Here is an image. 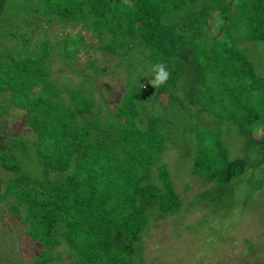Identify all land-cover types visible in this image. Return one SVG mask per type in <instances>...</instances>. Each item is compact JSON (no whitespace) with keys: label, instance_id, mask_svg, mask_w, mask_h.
Instances as JSON below:
<instances>
[{"label":"trees","instance_id":"trees-1","mask_svg":"<svg viewBox=\"0 0 264 264\" xmlns=\"http://www.w3.org/2000/svg\"><path fill=\"white\" fill-rule=\"evenodd\" d=\"M2 20L0 40L22 36L24 51L0 64V93L25 111L39 170L27 171L15 152H0V174H11L0 176V204L10 202L9 212L43 248L33 264H56L60 245L72 264H133L127 255L147 213L181 208L168 167L158 163L170 110L209 115L264 148V77L240 47L264 44V0H0ZM53 23L70 28L59 37ZM87 32L128 71L129 88L104 120L93 114L86 87L66 89V103L51 80L56 52L74 70L77 56L91 49ZM1 49L3 56L9 51ZM161 60L171 75L154 90L143 74ZM2 107L0 118L8 113ZM205 136L196 133L193 174L226 183L244 173L245 159H230L218 133ZM11 141L16 148L23 140Z\"/></svg>","mask_w":264,"mask_h":264},{"label":"rangeland","instance_id":"rangeland-1","mask_svg":"<svg viewBox=\"0 0 264 264\" xmlns=\"http://www.w3.org/2000/svg\"><path fill=\"white\" fill-rule=\"evenodd\" d=\"M6 22H0V30ZM64 26L53 23L51 28L59 31L58 36L61 37L62 30L70 28ZM212 31L215 32L214 29ZM89 37L91 49L77 56L74 70L63 64L61 53L54 54L49 63L51 80L56 84L54 88H61V96L66 103V89L86 87L85 93L95 103L93 114L97 113L104 120L112 117V111L122 102L129 88L128 71L125 61L120 62L118 56L99 49L104 40L97 36ZM21 38L6 35L0 40V64L8 62L18 51L23 53ZM240 47L253 63L257 75L263 78L264 44L249 40ZM1 48L9 49L8 53L1 55ZM143 75L149 84L153 74L145 72ZM148 84L142 85L144 90ZM0 105L8 112L0 118V152H15L19 161L25 163L27 171L36 167L39 170L34 159L36 151L31 145L36 137L26 124L25 111L18 107L8 92L0 93ZM190 112L191 109L185 110L182 106L168 112L173 120L164 125L167 149L158 161L170 171L181 199V208L174 214H162L157 208L151 209L147 213V226L132 245L133 251L127 258L133 264H264V148L253 146L247 134L241 135L236 127L226 122L210 120L209 115L197 118ZM143 117L145 120L148 116L144 114ZM198 131L206 134V140L215 138L218 133L230 159H245L244 173L226 183L207 181L193 174L190 155ZM254 134L260 135L257 131ZM11 139L23 141L14 148ZM156 170L155 166L152 174ZM10 175L4 171L0 174L2 177ZM0 205V264H33L43 248L26 234L20 217L9 212L10 202L2 201ZM66 249L65 245L55 248L62 255L56 264H72Z\"/></svg>","mask_w":264,"mask_h":264},{"label":"clouds","instance_id":"clouds-1","mask_svg":"<svg viewBox=\"0 0 264 264\" xmlns=\"http://www.w3.org/2000/svg\"><path fill=\"white\" fill-rule=\"evenodd\" d=\"M152 79L149 80V85L157 89L167 83L170 78V71L164 61H159L152 66Z\"/></svg>","mask_w":264,"mask_h":264}]
</instances>
